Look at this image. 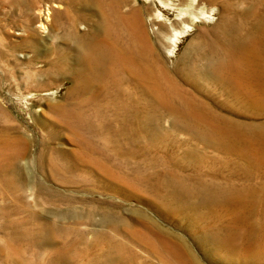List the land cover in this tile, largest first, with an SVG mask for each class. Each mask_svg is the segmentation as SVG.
I'll use <instances>...</instances> for the list:
<instances>
[{"label":"rangeland","instance_id":"1","mask_svg":"<svg viewBox=\"0 0 264 264\" xmlns=\"http://www.w3.org/2000/svg\"><path fill=\"white\" fill-rule=\"evenodd\" d=\"M37 1L74 5L82 30L98 16L92 0ZM120 1L140 10L152 66L179 94L168 102L181 113L183 99L196 104L224 135L202 137V120L150 102L134 78L76 90L63 41L35 24L38 35L21 40L0 8V264H50L60 250L67 264H264V134L245 136L264 133V0ZM248 35L263 52L248 65L259 79L208 72L209 55ZM74 109L83 120L67 116Z\"/></svg>","mask_w":264,"mask_h":264},{"label":"bare ground","instance_id":"2","mask_svg":"<svg viewBox=\"0 0 264 264\" xmlns=\"http://www.w3.org/2000/svg\"><path fill=\"white\" fill-rule=\"evenodd\" d=\"M16 1L17 0H0V8L4 11L8 9L6 15L9 18L16 17L14 20H19L18 25L20 26L21 31L25 34V37L22 36L21 40H25V38L32 37L35 34L38 35L33 28V24H35V28H37V30L41 33L47 32L49 34L54 33L57 35V38L63 41L64 45L62 48L66 49L67 47V50L72 52V63L70 61L68 67L65 68L67 70V75L70 77L73 87L76 90L89 85L92 80L95 79L107 80L114 86H119L123 81L134 78L137 87L149 96L150 102L158 101L164 105L167 104L168 109L173 108V111L174 109L177 110L179 116L181 115L193 123L198 119L200 121L202 120L204 127L202 130V137L207 138L213 135L215 137L224 135L225 129L220 128L217 125L207 124V119L203 110L196 106V104L181 99L184 101L182 103L181 113L178 107L171 105V102H168L170 100L169 93H171V96L174 95V97H178L179 94L175 95L172 93L173 87L169 83L167 84L170 85V89H168V86L166 87L167 89L162 86L161 83H163V81L161 80L160 82L161 72L157 71V69L152 66V56L150 58L149 53L151 54L153 46L149 42L150 39L146 35L143 20L138 8H132L129 5H120V0H92V10H94L98 16L95 20H92V27L90 26L91 28H88L89 30H82L80 27L83 23H85V21L73 8L74 5H66L63 10H60L57 6L54 8L49 4L44 5L37 0H18L20 1V5H14ZM92 15L94 16V14ZM197 16L198 15L191 16L192 20L197 19ZM56 21L59 22L54 24ZM182 25L183 26L179 29L173 28L172 37L170 38L172 44H175L179 36L188 30L190 26V24L186 22ZM56 41L58 42V40ZM226 47L227 50L221 53V56L215 55V57H212L214 54L209 55V61L206 67L208 72L218 74L221 72H228V70L234 67L237 72L221 76H224L227 81L233 82L236 85L239 84L238 82H242L244 80L249 84L253 79L256 81L260 78L259 70L257 73L255 70L248 71V65L261 55V48L258 49L257 41L254 39V36L252 37L248 35L240 39H235L234 41H229V43L226 44ZM59 51H61V49ZM55 52L57 51H54V53ZM252 65L255 66L254 63H252ZM160 68L163 67L160 66ZM206 74L208 76V73ZM246 93L251 101H255L258 98V94L256 93L253 94L251 91H249V93L246 91ZM167 95L168 98L165 99L164 97ZM136 102L138 101L136 100ZM123 105L125 104H122V106ZM67 116L73 118L72 122L83 120L80 111L75 109L67 111ZM230 132L235 134L237 130L232 129ZM248 133L249 134H246L245 136L247 137L248 135V138L252 139L254 137L260 138L264 134L260 129H256ZM29 182L30 181L28 179L23 184L21 183L22 187L19 189L24 190L29 188ZM203 192V195L208 196L209 199L223 195V193H211L208 190H204ZM106 218L107 217L104 214L102 221H107ZM48 232H50V230H48ZM44 238L45 239H43V241L48 240L50 236L46 235ZM113 247L114 245L111 244L109 248V251L112 250L115 252L109 254L110 259L117 258V251H114ZM67 253L68 252L63 250H60V252L57 251L54 255V260L50 264H62L63 262L64 264H67L65 263V261L69 260V255ZM19 262L20 261L17 260L5 261L4 264H19Z\"/></svg>","mask_w":264,"mask_h":264}]
</instances>
